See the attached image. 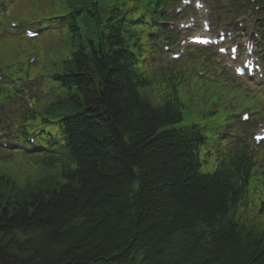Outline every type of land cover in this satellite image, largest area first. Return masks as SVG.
<instances>
[{"label":"trees","instance_id":"16d2710c","mask_svg":"<svg viewBox=\"0 0 264 264\" xmlns=\"http://www.w3.org/2000/svg\"><path fill=\"white\" fill-rule=\"evenodd\" d=\"M120 25L70 66V99L85 109L71 120L78 182L0 195V264H264V236L228 215L238 192L196 173L191 149L165 129L172 104L153 110L136 92Z\"/></svg>","mask_w":264,"mask_h":264},{"label":"rangeland","instance_id":"374dc122","mask_svg":"<svg viewBox=\"0 0 264 264\" xmlns=\"http://www.w3.org/2000/svg\"><path fill=\"white\" fill-rule=\"evenodd\" d=\"M20 5L17 4L15 6V10H17V8ZM216 8L219 10H222L224 8L223 5V1H217L216 2ZM212 17V16H211ZM20 18V17H19ZM46 37L44 38H40V39H34L32 40V42H34L33 44L35 46H42L43 43L46 41ZM50 48L52 49H56L58 46L55 42H51L49 44ZM4 56L0 55V58H3ZM53 63H55L54 60H49V59H41L39 62H37L34 66L33 69L40 71L42 70L45 74L50 70V66H54ZM214 100H218L217 96H213ZM183 104V121L182 124H186L189 122V118L194 115L197 110L200 107V102L199 100H182L181 102ZM235 105V107L231 110V111H241L247 108L248 103L245 101H242L241 98H237V100L233 103ZM22 172H25L26 170V165L22 164ZM212 168L211 164H205L203 167L200 168V172L202 171H208ZM0 171L1 172H5L6 174H8L9 176L13 177L14 175L16 176L18 173H15V169H14V164H10L9 160L6 161H2L0 162Z\"/></svg>","mask_w":264,"mask_h":264}]
</instances>
